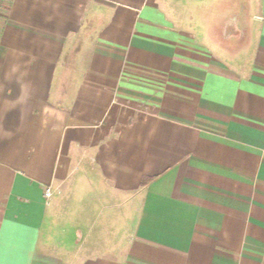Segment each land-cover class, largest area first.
I'll return each instance as SVG.
<instances>
[{"label":"crops","instance_id":"obj_1","mask_svg":"<svg viewBox=\"0 0 264 264\" xmlns=\"http://www.w3.org/2000/svg\"><path fill=\"white\" fill-rule=\"evenodd\" d=\"M0 264H264V0H0Z\"/></svg>","mask_w":264,"mask_h":264},{"label":"rangeland","instance_id":"obj_2","mask_svg":"<svg viewBox=\"0 0 264 264\" xmlns=\"http://www.w3.org/2000/svg\"><path fill=\"white\" fill-rule=\"evenodd\" d=\"M215 50H217V52L220 54V55H222V56H224L226 59H230V60H234V59H239L240 58V56L239 55H241L240 53H234L233 51H228L227 49H222V48H217V49H215ZM214 50V52H216ZM247 49H243V50H241L242 51V53L245 55H243V57L244 58H247L248 57V50L246 51Z\"/></svg>","mask_w":264,"mask_h":264},{"label":"built area","instance_id":"obj_3","mask_svg":"<svg viewBox=\"0 0 264 264\" xmlns=\"http://www.w3.org/2000/svg\"><path fill=\"white\" fill-rule=\"evenodd\" d=\"M46 195H47V196L49 195V191L46 192Z\"/></svg>","mask_w":264,"mask_h":264}]
</instances>
